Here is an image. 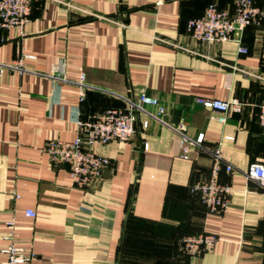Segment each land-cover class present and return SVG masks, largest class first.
<instances>
[{"label":"crops","instance_id":"0c3cea01","mask_svg":"<svg viewBox=\"0 0 264 264\" xmlns=\"http://www.w3.org/2000/svg\"><path fill=\"white\" fill-rule=\"evenodd\" d=\"M211 4L234 11L233 0H35L24 37L0 31V65L34 57L23 73L0 69V263L12 223L29 264H264V188L245 176L264 160V0H253L259 21L243 32L245 54L231 42L190 38L187 22ZM141 93L158 101L146 113L164 115L146 129L139 115L129 142L97 147L109 165L96 181L78 188L67 166L49 162L44 145L74 140L78 117ZM196 98L242 106L221 124ZM180 125L191 140L203 136L189 160ZM216 149L218 182L233 191L210 214L191 188L208 179ZM199 234L215 235L214 248L183 254L182 239Z\"/></svg>","mask_w":264,"mask_h":264},{"label":"built area","instance_id":"2783aa9c","mask_svg":"<svg viewBox=\"0 0 264 264\" xmlns=\"http://www.w3.org/2000/svg\"><path fill=\"white\" fill-rule=\"evenodd\" d=\"M35 0H0V31H13L19 38L25 36V26L29 22L32 4ZM233 13L223 11L217 6L208 5L202 16L187 22L186 30L190 38L199 43H227L231 42L239 46V53L245 54L246 50L241 47L243 32L246 28L258 24L259 12L253 5V0H233ZM34 59L33 56L22 54L12 65H0V69H7L19 73L25 72L24 60ZM58 67H54V71ZM53 76V75H52ZM52 79L65 81L54 75ZM83 76H80L81 84ZM83 86V85H81ZM81 99L84 94H80ZM123 107L112 108L98 113L93 118L76 120L77 136L72 141L54 139L48 141L43 152L47 155L49 162L57 167L65 165L68 167L69 178L74 186L85 188L96 181L109 165V158L98 153L97 147L107 146L113 142L126 143L131 140L136 132L139 115L146 118L142 121V129L148 127L149 119L160 120L164 110L159 108L158 114L152 116L146 113L144 106H157V99L141 93L137 98H121ZM195 103L204 108L216 111L220 114L217 120L224 124L226 115L232 112H240L242 104L233 99L221 101L216 99L196 98ZM258 125L264 128V101L259 105L257 118ZM184 128L180 125L176 132L181 133V158L189 160L193 149L202 150L203 136L191 140L182 134ZM231 140V137H224ZM147 145L144 144V149ZM211 168L208 179L192 186L191 192L198 195L201 203L210 214H220L228 205L232 194L231 185H222L218 182L219 172L224 163L221 152L216 149L210 153ZM225 170L230 172L232 167L226 164ZM249 181L264 188V160L251 164L245 174ZM24 215L35 218L33 210H25ZM8 233L1 239L8 244L2 250L5 260L0 264H29L33 259L32 254H27L25 249L14 244L13 224H7ZM217 241L213 234H199L186 236L181 242V251L189 257L200 256L212 250Z\"/></svg>","mask_w":264,"mask_h":264},{"label":"trees","instance_id":"16d2710c","mask_svg":"<svg viewBox=\"0 0 264 264\" xmlns=\"http://www.w3.org/2000/svg\"><path fill=\"white\" fill-rule=\"evenodd\" d=\"M122 107H123V104H122Z\"/></svg>","mask_w":264,"mask_h":264},{"label":"rangeland","instance_id":"374dc122","mask_svg":"<svg viewBox=\"0 0 264 264\" xmlns=\"http://www.w3.org/2000/svg\"><path fill=\"white\" fill-rule=\"evenodd\" d=\"M182 242V241H181Z\"/></svg>","mask_w":264,"mask_h":264}]
</instances>
